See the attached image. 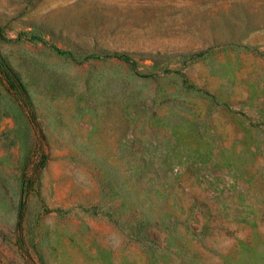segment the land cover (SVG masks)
Masks as SVG:
<instances>
[{
  "label": "rangeland",
  "instance_id": "1",
  "mask_svg": "<svg viewBox=\"0 0 264 264\" xmlns=\"http://www.w3.org/2000/svg\"><path fill=\"white\" fill-rule=\"evenodd\" d=\"M0 264H264V0H0Z\"/></svg>",
  "mask_w": 264,
  "mask_h": 264
},
{
  "label": "trees",
  "instance_id": "2",
  "mask_svg": "<svg viewBox=\"0 0 264 264\" xmlns=\"http://www.w3.org/2000/svg\"><path fill=\"white\" fill-rule=\"evenodd\" d=\"M113 54L119 56V57H122L124 58L125 60L129 61L130 60V57L126 54V53H119V52H114ZM8 78L10 79V76L9 74H7Z\"/></svg>",
  "mask_w": 264,
  "mask_h": 264
}]
</instances>
